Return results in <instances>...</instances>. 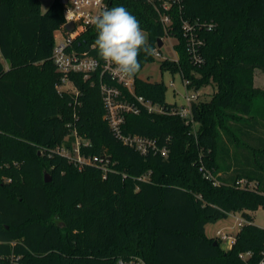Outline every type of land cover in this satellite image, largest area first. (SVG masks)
<instances>
[{
    "label": "trees",
    "instance_id": "trees-1",
    "mask_svg": "<svg viewBox=\"0 0 264 264\" xmlns=\"http://www.w3.org/2000/svg\"><path fill=\"white\" fill-rule=\"evenodd\" d=\"M106 1L108 9L123 6L137 18L152 48L166 35L149 1ZM64 7L53 0L43 12L41 0H0V264L261 259L264 227L251 212L264 206V108L253 100L263 94L254 74L264 70V0H183L181 11L173 9L169 34L178 39V58L162 59L161 68L189 78L195 90L216 87L209 99L192 103L191 123L146 110L126 115L124 132L157 138L169 147L166 157L143 155L117 138L104 118L97 73L70 75L78 94L58 91L61 74L51 56ZM182 17L215 23L199 30L202 64L187 52ZM96 37L92 24L73 43L101 58ZM138 60L141 71L156 58L141 51ZM140 71L136 93L169 104L164 82L143 79ZM73 128L88 141L84 155L105 156L106 177L101 163L79 169L59 152L73 148ZM243 178L255 188L241 186ZM237 212H247L246 222L224 249L206 227ZM247 252L245 260L240 254Z\"/></svg>",
    "mask_w": 264,
    "mask_h": 264
},
{
    "label": "built area",
    "instance_id": "built-area-1",
    "mask_svg": "<svg viewBox=\"0 0 264 264\" xmlns=\"http://www.w3.org/2000/svg\"><path fill=\"white\" fill-rule=\"evenodd\" d=\"M152 3L158 10L161 21L165 27L166 35L164 39L171 37L169 29L173 23V9L182 10L183 0H147ZM108 9L106 0H69L63 9L64 24L61 29V40L55 42L52 61L57 70L61 74V83L57 85L58 91H69L78 94V89L70 78L71 74H82L86 79L92 78L94 74H98L100 78V90L105 107L104 118L107 120L111 130L117 138L126 146L136 149L143 155L160 154L164 157L169 154V147L159 143L157 138L140 135L137 133L124 132V124L126 115L129 113L139 114L146 110L149 113L161 114H178L187 123L193 122L192 103L199 98L198 90H193L191 94L186 95V103L182 106L177 104H161L152 101L135 91L134 75L131 78H121L115 73V66L104 61L102 58L89 54L87 51L79 52L74 46L75 38L84 32L90 25L93 17L99 16L104 10ZM74 22L75 27L69 31L65 28L67 22ZM183 37L185 38L187 52L194 64H202L204 58L201 55V48L204 41L199 36V30H210L215 27V23L207 21L192 22L184 17L179 23ZM173 37V36H172ZM176 38V37H175ZM177 39V38H176ZM178 42V39H177ZM176 42V43H177ZM175 43V44H176ZM162 45V46H163ZM155 58H162L161 47L157 45L155 48ZM178 58V57H177ZM175 58V59H177ZM165 59V58H164ZM171 59V58H169ZM173 60V59H171ZM183 78V77H182ZM186 88H190L191 80L183 78ZM71 135L74 137L73 148L59 147V152L64 155L69 161L76 164L79 169H82L86 164H100L103 171V176L106 177L108 167L104 164L105 156H87L81 151L82 145H87L88 141L83 139L76 128L72 129ZM11 178L8 179L10 181ZM239 184L243 187L255 188V183L247 179H240ZM237 219L238 230L235 234L226 229H217L213 233V237L224 242L223 248L229 249L233 246L236 240L237 232L245 224L246 219L241 212L230 213ZM263 256L256 262L247 261L246 264H264ZM252 253H242L240 256L248 260ZM131 264H146L141 258H133ZM118 264H125L124 260H119Z\"/></svg>",
    "mask_w": 264,
    "mask_h": 264
},
{
    "label": "clouds",
    "instance_id": "clouds-1",
    "mask_svg": "<svg viewBox=\"0 0 264 264\" xmlns=\"http://www.w3.org/2000/svg\"><path fill=\"white\" fill-rule=\"evenodd\" d=\"M91 23L97 30L95 46L99 56L115 66V73L121 78H131L140 71L138 56L155 54L148 45L139 21L125 7L104 10L93 17Z\"/></svg>",
    "mask_w": 264,
    "mask_h": 264
},
{
    "label": "rangeland",
    "instance_id": "rangeland-1",
    "mask_svg": "<svg viewBox=\"0 0 264 264\" xmlns=\"http://www.w3.org/2000/svg\"><path fill=\"white\" fill-rule=\"evenodd\" d=\"M43 4L47 3L46 0H42ZM62 33L60 30H56L55 37L56 40H61ZM177 39L175 37H167L164 39V45L161 47L162 58H156L154 62L146 64L143 69L140 71L139 76L143 79L150 81H163L165 84V98L168 103L177 104L182 106L186 103V95L191 94L193 90L191 88H186L184 80L179 72H172L171 70L162 69L160 66V61L164 58L175 59L178 57V51L175 47ZM6 67L8 63L5 62ZM255 87L259 88L263 94L257 95L254 100V107L257 110H263L264 108V70L256 69L254 74ZM215 85L211 84L204 88L198 90L200 98L211 97ZM208 94V95H206ZM73 115L76 116L77 108L76 104L72 105ZM42 155V152H39ZM51 177V176H50ZM253 221L255 224L264 227V206H259L255 211L251 212ZM237 219L235 216L229 214L225 218H221L210 222L206 227V232L208 235H213L217 229H226L227 231L236 233L238 227L236 225ZM222 246L225 245L224 242H221ZM226 249V248H224Z\"/></svg>",
    "mask_w": 264,
    "mask_h": 264
},
{
    "label": "water",
    "instance_id": "water-1",
    "mask_svg": "<svg viewBox=\"0 0 264 264\" xmlns=\"http://www.w3.org/2000/svg\"><path fill=\"white\" fill-rule=\"evenodd\" d=\"M60 1H61L63 4H66V3H68L69 0H60ZM74 27H75V24H74V22H72V21L67 22V23L65 24V28H66L67 30H69V31L73 30ZM162 45H163V40L160 38V39L158 40V46H159V47H162ZM45 180H46L47 182L51 180V177H50V174H49V173H45ZM242 216H243L245 219H247V212H243V213H242ZM216 243H217V242H215V244H216Z\"/></svg>",
    "mask_w": 264,
    "mask_h": 264
},
{
    "label": "crops",
    "instance_id": "crops-1",
    "mask_svg": "<svg viewBox=\"0 0 264 264\" xmlns=\"http://www.w3.org/2000/svg\"><path fill=\"white\" fill-rule=\"evenodd\" d=\"M47 3L43 4L42 0H41V3H42V11H46L48 9V7L51 5V3L53 2V0H46ZM254 84L256 85L255 83V80H254ZM257 86V85H256ZM208 95V94H206Z\"/></svg>",
    "mask_w": 264,
    "mask_h": 264
}]
</instances>
